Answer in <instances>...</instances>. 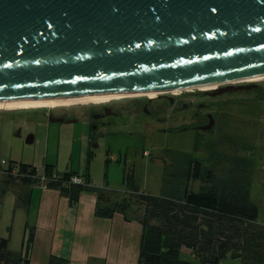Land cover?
Masks as SVG:
<instances>
[{
    "label": "water",
    "instance_id": "95a60500",
    "mask_svg": "<svg viewBox=\"0 0 264 264\" xmlns=\"http://www.w3.org/2000/svg\"><path fill=\"white\" fill-rule=\"evenodd\" d=\"M259 75L264 0H0V101L230 84L217 95Z\"/></svg>",
    "mask_w": 264,
    "mask_h": 264
},
{
    "label": "rangeland",
    "instance_id": "374dc122",
    "mask_svg": "<svg viewBox=\"0 0 264 264\" xmlns=\"http://www.w3.org/2000/svg\"><path fill=\"white\" fill-rule=\"evenodd\" d=\"M232 84H256L258 87L249 91L217 95H209L207 93L210 90L199 89L178 94L166 93L189 104L202 102L207 107L204 112L212 111L216 114L214 128L201 132L189 129L194 121L193 110L182 108L181 104H178L179 108L178 105L171 107L156 100L152 106L153 115L144 114L143 107L127 108L136 102L141 104L147 97H122L109 102L41 109H2L0 167L8 169L12 163L23 162L34 164L42 170L43 165L48 163L55 165L60 172L89 171L94 185L107 187L121 194L126 191L124 176L134 170L141 191L162 196L166 190L165 166L169 172H176L183 179L185 164L173 161L178 157L176 154L173 158L174 152H181L187 158L205 159L208 158L205 145L216 142L221 149L226 148L227 159H237V170L251 172V200L259 207L258 223L264 226V78ZM226 85L230 84H223ZM111 103L121 107L124 115L109 118L97 134L87 119L77 122H51L44 115L45 111L51 110L55 111V115L67 112L69 116L72 111ZM184 127H189V130L181 131ZM31 137L33 142H27ZM196 140L200 141L197 151ZM2 160L6 162L3 166ZM1 178L0 173V180ZM169 184L172 187L170 193L179 185L172 179ZM194 186L198 190L199 183ZM36 187L38 186L34 188ZM19 191L18 186L12 185L0 200L4 204V208L0 209V223L3 224L6 219L9 230L13 227L9 248L14 252L22 249V228L26 221V206L18 202ZM32 216L33 212L30 219ZM181 258L197 262L185 248H182ZM221 264H239V261L228 257Z\"/></svg>",
    "mask_w": 264,
    "mask_h": 264
},
{
    "label": "trees",
    "instance_id": "16d2710c",
    "mask_svg": "<svg viewBox=\"0 0 264 264\" xmlns=\"http://www.w3.org/2000/svg\"><path fill=\"white\" fill-rule=\"evenodd\" d=\"M199 146L196 140L195 151ZM225 149L210 142L205 145V159L174 152L173 158L178 157L173 161L185 164L183 179L164 165L166 190L162 196L141 191L134 170L124 176L126 191L121 194L94 185L89 171L60 172L48 163L39 170L33 164L12 163L8 169L0 168V200L12 185L20 189L18 202L26 207L36 185L57 189L72 206L82 193H94L98 217L120 213L126 221L142 225L138 264H221L228 257L239 264H264V226L258 223L259 207L251 200V172L237 170V159H227ZM74 175L81 176L82 183L72 182ZM170 179L179 184L172 193ZM195 183H199L198 190ZM34 237V228L26 227L22 249L14 252L9 248L10 239L0 236V264H31ZM182 248L197 262L183 260ZM49 264L69 263L52 256Z\"/></svg>",
    "mask_w": 264,
    "mask_h": 264
},
{
    "label": "crops",
    "instance_id": "0c3cea01",
    "mask_svg": "<svg viewBox=\"0 0 264 264\" xmlns=\"http://www.w3.org/2000/svg\"><path fill=\"white\" fill-rule=\"evenodd\" d=\"M37 186L32 187L22 228L23 241L26 227L34 228L31 264H49L52 256L66 259L69 264H138L143 230L139 222L126 221L120 213L112 218L98 217L94 193H82L72 206L57 189ZM12 234L13 227L9 230L4 219L0 236L10 238Z\"/></svg>",
    "mask_w": 264,
    "mask_h": 264
},
{
    "label": "flooded vegetation",
    "instance_id": "af4514ba",
    "mask_svg": "<svg viewBox=\"0 0 264 264\" xmlns=\"http://www.w3.org/2000/svg\"><path fill=\"white\" fill-rule=\"evenodd\" d=\"M235 86H238V85H235ZM203 94L205 95L206 92H204ZM207 94L211 95L209 91ZM195 97H198V96L195 95ZM156 100H160L163 103H167L171 107H175L178 104H181L182 108H186V109L190 108L191 110H193L194 121H193V124L190 126V128L189 127L188 128L195 130L196 132L203 131L201 128L208 125V123L211 120L210 115H212L215 118V124H216V114L212 111L204 112L203 110H206L207 108L204 103L198 102L195 104L194 102H191L189 104L187 101L181 98L170 96V95H167L166 93H160L156 97H152V98L147 97L146 99L142 100L143 102L140 101L142 102L141 104H139V102H136L127 108L138 109L140 107H143L142 110L144 114L153 115L154 111H153L152 106ZM180 100H183V101H181L180 103ZM177 107L179 108V105ZM44 115L48 120H51L52 117L65 118V120H76L75 122L81 119H87L90 121V124L93 127V131H95L97 134V131L103 125H105L106 121L109 118L123 116L124 111L122 110L121 107L116 106L115 103H111V104H103L95 108L87 107V108L79 109L77 111H72L69 116H67L68 115L67 112H64L58 116V115H55V111H51V110H48L47 112L45 111ZM188 128L184 127L181 129V131H187L189 130ZM205 131H210V130H205Z\"/></svg>",
    "mask_w": 264,
    "mask_h": 264
},
{
    "label": "bare ground",
    "instance_id": "6f19581e",
    "mask_svg": "<svg viewBox=\"0 0 264 264\" xmlns=\"http://www.w3.org/2000/svg\"><path fill=\"white\" fill-rule=\"evenodd\" d=\"M264 78V75L247 77L234 81V83H245L258 81ZM217 84L200 85L198 87H188L183 89H175L171 91L158 92V91H142V92H129V93H105V94H94L74 97H62V98H48V99H30V100H19V101H0V110H23V109H41L48 107H58L62 105L72 104H86V103H101L109 102L113 99H119L122 97H156L160 93H172L178 94L183 91H191L194 89L199 90H211L216 88Z\"/></svg>",
    "mask_w": 264,
    "mask_h": 264
},
{
    "label": "built area",
    "instance_id": "2783aa9c",
    "mask_svg": "<svg viewBox=\"0 0 264 264\" xmlns=\"http://www.w3.org/2000/svg\"><path fill=\"white\" fill-rule=\"evenodd\" d=\"M5 160H2L1 161V166H3L5 164ZM2 168V167H0ZM14 174H16V171H13ZM71 181L74 182V183H82V177L79 176V175H74L72 178H71Z\"/></svg>",
    "mask_w": 264,
    "mask_h": 264
}]
</instances>
